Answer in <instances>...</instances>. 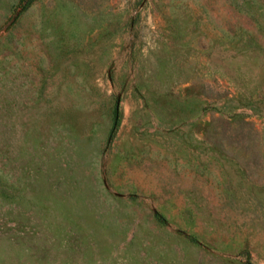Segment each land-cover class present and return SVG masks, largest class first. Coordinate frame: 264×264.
Listing matches in <instances>:
<instances>
[{
	"label": "rangeland",
	"instance_id": "rangeland-1",
	"mask_svg": "<svg viewBox=\"0 0 264 264\" xmlns=\"http://www.w3.org/2000/svg\"><path fill=\"white\" fill-rule=\"evenodd\" d=\"M0 0V264H264V0Z\"/></svg>",
	"mask_w": 264,
	"mask_h": 264
},
{
	"label": "trees",
	"instance_id": "trees-1",
	"mask_svg": "<svg viewBox=\"0 0 264 264\" xmlns=\"http://www.w3.org/2000/svg\"><path fill=\"white\" fill-rule=\"evenodd\" d=\"M33 0H20L19 1V6H20V11L26 8Z\"/></svg>",
	"mask_w": 264,
	"mask_h": 264
}]
</instances>
